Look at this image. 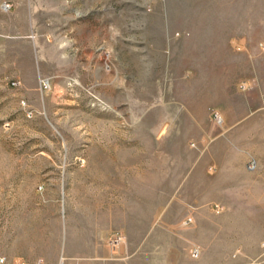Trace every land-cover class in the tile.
<instances>
[{
  "label": "rangeland",
  "instance_id": "obj_1",
  "mask_svg": "<svg viewBox=\"0 0 264 264\" xmlns=\"http://www.w3.org/2000/svg\"><path fill=\"white\" fill-rule=\"evenodd\" d=\"M0 260L264 264V0H0Z\"/></svg>",
  "mask_w": 264,
  "mask_h": 264
},
{
  "label": "built area",
  "instance_id": "obj_2",
  "mask_svg": "<svg viewBox=\"0 0 264 264\" xmlns=\"http://www.w3.org/2000/svg\"><path fill=\"white\" fill-rule=\"evenodd\" d=\"M10 7H11V5H9L7 3L1 4V8H2L3 11H8L10 9ZM247 87H248V84L246 82H241L239 84V88H241V89H246ZM210 118H211V120H212L214 125H216L218 127L222 126L223 118L220 115V113H218L217 111L213 110L210 113ZM256 166H257V162L253 158L249 159L247 164H246V168H247L248 171H253L256 168ZM213 169H214L213 167H209L208 171L212 172ZM213 209L215 211H218L219 210L218 205H214ZM187 222H189V220L184 221V224L187 223ZM124 242H125V239H124L123 235H121V234H114L113 237L110 240V243L114 247L117 246V245H120V244H122ZM191 255H192L193 258H197L198 255H199L198 250H195V249L192 250ZM1 262L2 261L0 260V264H1Z\"/></svg>",
  "mask_w": 264,
  "mask_h": 264
},
{
  "label": "crops",
  "instance_id": "obj_3",
  "mask_svg": "<svg viewBox=\"0 0 264 264\" xmlns=\"http://www.w3.org/2000/svg\"><path fill=\"white\" fill-rule=\"evenodd\" d=\"M216 165L218 170H225V169H232L231 163L226 160L225 162H222L221 159H216Z\"/></svg>",
  "mask_w": 264,
  "mask_h": 264
}]
</instances>
